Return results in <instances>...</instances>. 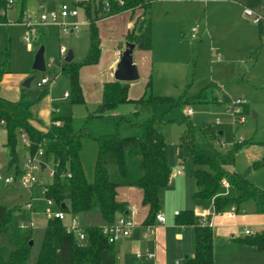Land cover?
<instances>
[{"label": "rangeland", "instance_id": "1", "mask_svg": "<svg viewBox=\"0 0 264 264\" xmlns=\"http://www.w3.org/2000/svg\"><path fill=\"white\" fill-rule=\"evenodd\" d=\"M79 1L81 0H26L23 16H31L34 21H39L41 14L58 9L64 3L73 5ZM240 1L242 0H160L155 1L151 7L154 53L148 66L152 76L153 95H167L178 99L185 93L189 97H194L209 89L208 102L175 108L166 104L152 106L132 102L118 107L123 110L121 116L108 113L97 118L89 116L94 114L100 102L96 105L86 101L85 104H71L70 100H66L59 104L60 116L73 115L76 125L78 127L85 125L86 131L94 138L114 135L117 132L121 136L139 134L140 130L129 123H118L121 117L132 116L135 111H138L142 117L152 114L162 116L164 123L160 128L166 141L169 165L175 171L182 169L186 176L191 175L193 163L188 147L185 145L181 147L180 144L182 135L189 126H193L194 137L202 147L228 153L232 158L229 167L240 174L245 173L251 182L264 189V45L262 46L259 41V27L253 25L251 20L243 15ZM14 2L7 12L9 24H0V69H2L1 57L7 36L10 39L9 49L11 50L7 70H10L12 75H25L22 78L21 87L29 78H33L30 86L24 88V93L28 100L41 107L44 112L43 109L50 97L60 98L65 91L69 93L71 79L59 69L72 49V41L77 47L75 61L81 60L84 51L89 48V33L86 26H83L79 32L63 34L54 24L39 25L37 26L38 34L31 38L33 48L31 51L24 39V36H27V30L23 23L18 22L23 4L20 0H14ZM81 14L84 13L81 12ZM193 27L198 28V33L197 37L192 39ZM165 34L167 38L164 37ZM41 46L47 50L45 63L48 66L45 74L39 71L33 72V62ZM61 48L66 49L65 55L60 54ZM54 60L52 67L49 66ZM140 72L144 76L143 70ZM43 75H48L53 80L51 85L37 86ZM141 76L138 81H133L130 91L135 100L145 94L143 86L145 77ZM4 80L6 84L13 82L12 77ZM225 94L231 99L239 98L245 104H249L250 110L242 125L236 126L232 113L227 110L231 99L227 106L212 102L214 97H217L218 102ZM189 109L193 111L192 116L187 115ZM47 121L48 119L43 118V124ZM206 127H214L218 132H222L218 140L227 145L225 150L221 149L217 139L203 132ZM235 144L244 145L233 152L232 148ZM18 148H21L20 143ZM97 152V142L89 138L84 139L81 156L89 177L93 174L92 162L98 156ZM5 156L2 152L3 170H0V173L7 175L12 171L8 172V159ZM47 163V169L36 172L39 179L43 175L48 177L51 173L54 167L53 159L50 158ZM254 164H256L255 168ZM223 193L226 197L239 195L238 190L230 187L225 188ZM29 198L30 192L27 189L0 184L1 205L9 208L18 206V211L24 210ZM165 202L169 209L173 208L170 199L166 198ZM245 206L248 208V216H253L255 204L250 201ZM231 207L234 206H229L227 209ZM38 208H41V204ZM170 210L173 211V209ZM240 213L241 216L245 214L241 211ZM27 217L28 214L15 213L11 228L0 232V244L11 247L20 239L24 242L27 234L17 231L14 226H18L21 221H26ZM261 220V216L256 219L254 217V222L260 223ZM256 222L248 221L249 229L260 231L261 224L258 227ZM240 224L242 223H237V229L244 233L243 225ZM47 225L48 223H45L40 229L31 233L34 239L32 245L34 256L39 252L42 231ZM261 232H255L254 236ZM255 255L253 258L246 256L243 264H264V249L261 251L256 249Z\"/></svg>", "mask_w": 264, "mask_h": 264}, {"label": "trees", "instance_id": "2", "mask_svg": "<svg viewBox=\"0 0 264 264\" xmlns=\"http://www.w3.org/2000/svg\"><path fill=\"white\" fill-rule=\"evenodd\" d=\"M26 0L22 2L20 22L23 19V10ZM122 1L123 3H121ZM155 1L160 0H82L73 5L82 10L88 20L89 50L80 62H69L62 65L60 72L67 74L71 79L70 103L85 104L84 93L80 83V69L84 65L98 64L101 55L100 35L98 21L115 14L135 10H141V16L126 36L127 43L143 45V49L152 48V13L151 7ZM8 0H0V24H7ZM110 7L107 10L106 5ZM264 3V0H242V5L256 9ZM264 30L260 28V41H263ZM10 39L6 36L3 47L0 69V83L11 58L9 49ZM36 72V71H33ZM47 73V69L43 74ZM130 84L117 81L105 83L103 97L97 105L94 114L89 117L101 118L117 109L120 105L128 103L157 105L166 104L171 108L191 105L194 103L208 102V90L202 91L194 97L187 93L175 99L172 96H155L152 89V76L147 81L145 94L139 99H131L129 96ZM46 93V92H44ZM230 97L225 94L218 102L217 97L212 102L224 105L230 102ZM216 101V102H215ZM245 104V103H244ZM33 102L25 99L11 101L0 96V122L4 121L7 130L6 150L8 172L14 171L20 175V158L18 153L19 135L26 132L31 145L29 153L34 155L41 144H44V157L48 162L53 159V182L46 185V196L56 203V206L70 216L88 214L96 211L102 218V223H114L120 214L128 213L129 206L126 202L117 200L119 187H139L143 190V204L149 207V218L145 223H151L160 208V189L165 188L170 182L172 169L168 163L166 141L163 138L160 126L164 123L162 116L148 115L142 117L138 111L132 116L121 117L118 123H129L140 130L133 136H121L118 132L114 135H104L94 138L86 131L85 125L76 128L74 119L59 117L57 112L52 114V123L46 130H37L31 124L33 119ZM244 114L249 113L247 104L243 107ZM88 117V118H89ZM59 120L60 124H54ZM203 132L220 139V133L214 127H206ZM95 140L98 144L97 159L93 167V174L88 176L84 170L81 149L84 139ZM187 146L195 170L192 173L197 191L193 195L195 199H214V212L218 213L229 206H234L239 211L242 205L252 201L256 207V213L264 214V189L251 182L245 173L227 169L232 162L231 156L219 150H208L202 147L194 137V127L182 135L180 146ZM242 145L235 144L233 152L241 149ZM256 167V164L253 165ZM71 175L70 177L68 175ZM226 180L230 188L239 191L236 197H226L223 194L225 187L221 183ZM18 206L9 208L0 204V232L11 228L13 215L18 211ZM180 223L195 226L196 253L193 257L183 258L181 264H214V230L207 225L199 223V218L190 211L178 212ZM103 225H85L87 235L86 246L80 247L75 235L66 232L64 221L57 219L48 222L42 231V239L38 254L34 256V240L32 230L23 231L18 226L14 228L19 232H25L27 237L24 242L20 239L17 244L6 247L0 244V264H116V252L114 244L108 241L101 231ZM244 242L252 246L264 247V231L253 237L245 238Z\"/></svg>", "mask_w": 264, "mask_h": 264}, {"label": "crops", "instance_id": "3", "mask_svg": "<svg viewBox=\"0 0 264 264\" xmlns=\"http://www.w3.org/2000/svg\"><path fill=\"white\" fill-rule=\"evenodd\" d=\"M82 1V0H81ZM176 1V0H170ZM177 1H189V0H177ZM240 6L243 8L242 1L239 2ZM255 10L264 14V3L256 8ZM21 11V10H20ZM24 11V10H23ZM8 12V11H7ZM80 11V20L85 24L83 26L87 27L88 31V20L86 16L81 14ZM141 10H135V12L126 11L122 13L115 14L114 16L100 19L97 23L98 31L100 35V46H101V55L99 59V63L95 65H84L80 69V83L82 87V93H84L85 101L87 103H93V105L101 102L103 97V88L105 83L108 82H116L114 73L116 71L119 60L122 56V53L126 49V36L132 31L136 20L139 16H141ZM244 15V13H243ZM20 16V14H19ZM245 16V15H244ZM246 17V16H245ZM247 18V17H246ZM20 22V17L18 20ZM9 24V22L7 23ZM153 25V23H152ZM254 25V24H253ZM256 25V24H255ZM82 26V27H83ZM258 26V25H256ZM58 27V26H57ZM259 27V41H260V26ZM153 28V27H152ZM82 29V28H81ZM60 32V30H59ZM89 33V31H88ZM154 34V29H153ZM152 34V48L144 50L143 48H139V45H136L133 51V61L138 67V71L143 70V74L140 72L141 77H145L143 80V86L145 85L149 78L151 77L149 73V61L153 58V39L154 35ZM164 37L167 38L165 34ZM88 40L90 44V38L88 34ZM264 41V34H263ZM261 42V41H260ZM88 44V46H89ZM28 45V44H27ZM72 53H73V62H80L84 59L86 54L88 53L89 48L84 51V56L79 61H75L76 57V44L72 41ZM90 47V46H89ZM29 50H33L32 46L28 45ZM61 50V49H60ZM137 51H141L142 53H136ZM47 50H45V53ZM44 53V57H45ZM81 53V52H80ZM60 54L63 55L60 51ZM68 56V55H67ZM66 56V57H67ZM66 59V58H65ZM55 60L53 61V63ZM64 63H66L64 61ZM62 63L59 71L62 69ZM47 68V63H46ZM13 73L10 70L2 77V82L0 83V96L5 99H9L11 101H19L23 95L25 99H27L24 93V85L21 87L22 78L25 75H12ZM12 77V84L7 83L4 79ZM130 89H132L133 82L129 83ZM38 86V85H37ZM40 87V86H39ZM64 93H68L65 91ZM63 96L60 98H49L48 103L41 110V107L36 106L35 104L32 106L31 110L33 113V119L30 121L32 126H34L37 130L46 131L52 123V114L53 108L57 109V115L60 117L59 104L66 102V100H70V97L65 98ZM69 94V93H68ZM131 99H135L132 96V92L129 93ZM30 101V100H28ZM31 102V101H30ZM249 110L250 106L247 104ZM123 110L117 107L116 110L110 112L115 115L122 114ZM73 117V115H70ZM70 116H61V117H70ZM121 116V115H120ZM48 117V118H47ZM43 118L48 119L46 124H43ZM59 121V120H58ZM60 122V121H59ZM74 125L76 123L74 122ZM238 126V125H237ZM76 128H81L76 125ZM222 132L220 133V135ZM6 137L1 136V145H0V154L5 153V157L7 158V150H6ZM21 148H18L19 158H20V167L23 165L27 155L29 154V149L26 146H23L19 141ZM97 159V157H95ZM8 159V158H7ZM96 159L92 162V170ZM191 159V156H190ZM24 160V161H22ZM9 161V159H8ZM192 161V160H191ZM84 170L85 163L83 161ZM169 163V161H168ZM193 163V162H192ZM46 166L43 167V170L47 169ZM170 167V165H169ZM171 169V167H170ZM227 169L233 171L232 168L227 165ZM195 170L193 164V170L191 171L190 176H186L184 171L181 169L173 170L170 178V182L165 188L160 189V208L157 213H160L166 217L165 223H159L156 218H153L152 222L145 223L149 218V207L143 204V190L139 187H119L117 190V200L126 202L129 206V214L133 217L135 222V227L132 230V235L129 237H125L120 239L116 244H114L115 252H116V264H181L183 258L187 256L193 257L196 253V230L194 225L190 224H181L178 215H175V212L182 213L184 211L193 212L199 218V223L202 222L203 219H206L207 222H211V228L214 230V264H243L244 258L249 256L251 258L255 257V251H261L264 247L252 246L244 242L245 238L253 237L245 233L246 229H249L250 225L248 221L254 222V217L260 218L262 220L260 223H257V226H260V231H254L259 233L264 231V214L256 213L252 216H248V208L244 205L241 206L239 211L235 210V207H231L225 211H221L218 213L214 212V199H195L193 195L197 191V185L195 184L194 178L192 177V173ZM87 172V171H86ZM40 181L45 185H50L53 182V178L49 176H41ZM37 190V191H36ZM40 196V188L34 189L30 192V198L32 203L34 204L37 214L33 217V220L38 225V229L41 228V225L48 223L46 219L43 217V210L45 208V204L43 200L39 199ZM166 198L170 199L173 204V211H171L166 201ZM42 201V203H41ZM26 202V203H27ZM41 204V208H38V205ZM178 207V208H177ZM240 211L244 214L241 216ZM16 213L28 214L26 221L28 222L30 219V212L28 210H20ZM78 218L81 219L83 225L89 224H98L103 225L102 218L98 212H88V214L77 215ZM241 216V217H239ZM69 220L66 221L68 223ZM237 223H242L244 233H241L237 229ZM38 229H33L38 230ZM254 230V229H253ZM241 233V234H239Z\"/></svg>", "mask_w": 264, "mask_h": 264}, {"label": "built area", "instance_id": "4", "mask_svg": "<svg viewBox=\"0 0 264 264\" xmlns=\"http://www.w3.org/2000/svg\"><path fill=\"white\" fill-rule=\"evenodd\" d=\"M8 7L11 8L14 5V0H8ZM123 3L122 1H120ZM110 5L107 3L106 8L109 9ZM244 15L251 20V22L255 25L260 26L264 30V14L253 10L249 7L244 6L243 7ZM80 9L71 4L64 3L61 5L58 9L51 10L49 13H43L40 15L39 21H34L33 17L31 16H23L22 23L26 28L27 36H24L25 41L30 46L31 45V38L33 36H36L38 34L37 26L39 25H45V24H54L58 26L59 30L63 34L68 33H75L79 32L85 24V21L80 20ZM198 33V28L193 27L191 38H196ZM61 53L66 54L67 51L65 48H61ZM51 64L49 66L52 67L54 64L53 61L50 62ZM48 66V65H47ZM47 69V68H46ZM53 80L48 75H43L41 78V81L38 82V86H48L51 85ZM64 97L68 98L70 97V94L64 93ZM243 105L244 101L242 99H231V102L229 104V107H227V110H229L233 115V120L237 125H242L245 123V114L243 112ZM53 112H57V109L54 107ZM193 111L191 109L188 110L187 115L192 116ZM56 125H59L60 122L57 120L55 121ZM7 136V130L5 127L4 121L0 122V145L1 143V136ZM19 141L22 143L23 146H26L27 148L31 145V142L28 138V135L26 132L21 133L19 135ZM219 141V146L222 150H225L227 145L221 141ZM45 144V143H44ZM44 144H41L39 149L34 155H31L30 153L27 155V158L25 159L23 165L20 167L21 174L16 175L14 171L10 172L7 175L0 173V184L6 187L10 186H17L22 189H27L29 192H32L36 188H40V196L39 199L43 200L45 204V208L42 212L44 219H46L47 222L55 221L57 219H60L65 222L66 224V232L68 234H74L76 241L80 247L86 246L87 243V235L85 234V226L83 225L80 218H78L77 215L70 216L65 211L60 209L56 206V203L50 198L46 196L48 192V188L45 184H43L40 179L37 177V173L40 170L43 169L44 166H46V161L44 157ZM0 170H3V160L1 158L0 154ZM71 176L70 174L68 175ZM50 177H54L53 169L51 170ZM225 188H229L230 184L226 180H222L221 182ZM31 199L29 202L26 203L25 210H28L30 212V219L28 222H20L18 227L20 230L27 231V230H33L38 229V225L33 220V217L37 214V210L32 203ZM175 215H178V212H175ZM156 219L159 223H165L166 217L160 213H157ZM68 223H66V221ZM204 225L208 222L206 219H203L202 222ZM211 227V223H208ZM135 227V222L133 220V217L130 216L129 211L126 214H120L116 221L114 223L110 224H104L101 227V231L106 237L108 238V241L112 244H116L120 239L129 237L132 235V230ZM245 233L247 235H254L255 232L252 229H246Z\"/></svg>", "mask_w": 264, "mask_h": 264}, {"label": "water", "instance_id": "5", "mask_svg": "<svg viewBox=\"0 0 264 264\" xmlns=\"http://www.w3.org/2000/svg\"><path fill=\"white\" fill-rule=\"evenodd\" d=\"M136 45L134 43H126V49L122 53V56L117 65L116 71L114 73L115 80L131 83L133 81H138L140 79L138 67L133 61V51ZM139 48H143V45L139 44ZM45 48L43 46L37 51V54L34 59L33 70L36 72H45L46 71V63H45ZM73 60V53L70 50L68 56L65 59L66 63H69ZM33 78H29L25 83L24 87L30 86ZM30 245H33V240L30 241Z\"/></svg>", "mask_w": 264, "mask_h": 264}]
</instances>
